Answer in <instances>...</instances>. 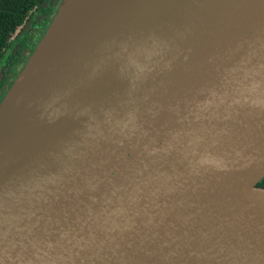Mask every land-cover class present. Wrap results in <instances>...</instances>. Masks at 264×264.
<instances>
[{"label":"water","instance_id":"water-1","mask_svg":"<svg viewBox=\"0 0 264 264\" xmlns=\"http://www.w3.org/2000/svg\"><path fill=\"white\" fill-rule=\"evenodd\" d=\"M264 0H62L0 101V264H264Z\"/></svg>","mask_w":264,"mask_h":264},{"label":"trees","instance_id":"trees-1","mask_svg":"<svg viewBox=\"0 0 264 264\" xmlns=\"http://www.w3.org/2000/svg\"><path fill=\"white\" fill-rule=\"evenodd\" d=\"M52 0H0V62L4 59L6 62V69H9L11 64L14 65L17 60V55L25 46L24 41L28 39V32L25 27L29 21L33 19L35 14L46 12L51 8L50 2ZM22 31L23 38H17L18 52H9V48L13 44L11 38L17 31ZM259 186H264V177L258 182Z\"/></svg>","mask_w":264,"mask_h":264},{"label":"flooded vegetation","instance_id":"flooded-vegetation-1","mask_svg":"<svg viewBox=\"0 0 264 264\" xmlns=\"http://www.w3.org/2000/svg\"><path fill=\"white\" fill-rule=\"evenodd\" d=\"M58 1L59 0H52L49 3L51 8L47 9L46 12L35 14L33 21L36 24L31 25L32 20L27 23L24 30L28 32V39L24 41L25 46L20 50L21 53L17 55V60L15 61L14 65L11 64L7 70L5 60L3 59L0 62V101L2 98V93H4V91H6L11 86L13 78H15L14 76L25 60V56L34 50L38 40H40L42 37L43 31H45L50 24V20L53 16L52 14H54L57 10L56 8L58 7ZM17 38H20V40L23 38L22 31L17 30L13 34L11 38L13 44L9 48V52H18L16 48L19 39L17 40Z\"/></svg>","mask_w":264,"mask_h":264},{"label":"rangeland","instance_id":"rangeland-1","mask_svg":"<svg viewBox=\"0 0 264 264\" xmlns=\"http://www.w3.org/2000/svg\"><path fill=\"white\" fill-rule=\"evenodd\" d=\"M61 1H62V0H59V1H58V6H59V4H60ZM56 9H58V7H57ZM56 11H57V10H56ZM55 13H56V12H55ZM55 13L52 14V15L54 16ZM53 16H52V18H51V20H50V23H51V21H52V19H53ZM44 32H45V31H43L42 36H43ZM38 42H39V40H38ZM38 42H37V43H38ZM35 47H36V46H35ZM30 54H31V52L25 56V60H24V62L21 64V67L19 68L18 72L16 73V75H15L14 77H16V76L18 75V73L21 71V69H22L23 66L25 65V63H26V61H27V59H28V57H29ZM14 79H15V78H13V81H14ZM9 88H10V87H9ZM9 88H8V89H9ZM8 89H7L6 91H4V93H2V95H1V96H2L1 100L3 99V97L5 96V94L7 93Z\"/></svg>","mask_w":264,"mask_h":264}]
</instances>
